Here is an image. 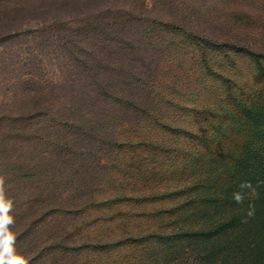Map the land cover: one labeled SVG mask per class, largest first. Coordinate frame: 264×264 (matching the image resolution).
<instances>
[{
    "label": "trees",
    "instance_id": "trees-1",
    "mask_svg": "<svg viewBox=\"0 0 264 264\" xmlns=\"http://www.w3.org/2000/svg\"><path fill=\"white\" fill-rule=\"evenodd\" d=\"M38 1L0 0V47ZM136 3L37 32L81 74L0 106V264H264V0Z\"/></svg>",
    "mask_w": 264,
    "mask_h": 264
},
{
    "label": "rangeland",
    "instance_id": "rangeland-1",
    "mask_svg": "<svg viewBox=\"0 0 264 264\" xmlns=\"http://www.w3.org/2000/svg\"><path fill=\"white\" fill-rule=\"evenodd\" d=\"M136 7V0H41L32 2L28 14L18 24V26L24 25L22 27L23 31L19 32L21 35L8 39L6 45L0 47V106L9 105L10 112L15 114L24 113V111L31 108L34 100L24 97V94H22L23 85L20 83L30 76L41 78L40 81L44 85L40 84L51 94V98L45 102L46 105L57 104V106L64 107L65 103L70 104L73 101V92L77 90L75 82L81 71L68 60L64 52H61L57 47L55 48V45L46 36V33L39 36L40 33H37L39 29L44 26L46 28L47 25L53 22L70 21L71 23H78L83 19L95 16L96 14L93 15L94 13L100 12L99 10L103 9L125 8L128 11H132ZM156 15L162 18H169L170 16L169 13H162L161 11H157ZM234 21H237V19ZM228 25L227 27H230V24ZM251 38L252 44L256 43V40L259 39L256 37V34L251 35ZM254 48L256 50L264 49V40L254 44ZM111 50L112 53H115L117 49L113 48ZM105 54H107L110 61L114 62V59H111L108 53ZM126 59L127 57L123 60ZM116 61L115 64L118 65L119 69L117 67L115 70L125 73L120 64L124 66L128 64L122 62V60ZM77 106L80 109V107L85 105L83 102L77 101ZM64 112L65 109L60 113L63 114ZM6 114L8 115V112ZM40 148V154L46 153V148ZM1 179L2 177H0ZM66 181L70 182V177ZM77 182L64 184V187L60 190L76 195L75 192L78 187L87 188L89 183H91V179L87 176ZM36 186L39 188L43 184L37 182ZM20 190L22 192L18 193L13 202L15 201L20 205L27 204L34 195L32 194L34 188L31 185H23ZM83 192L84 194L87 193L85 190Z\"/></svg>",
    "mask_w": 264,
    "mask_h": 264
}]
</instances>
